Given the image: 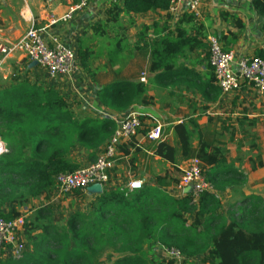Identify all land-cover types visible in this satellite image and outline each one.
I'll use <instances>...</instances> for the list:
<instances>
[{"label":"trees","instance_id":"1","mask_svg":"<svg viewBox=\"0 0 264 264\" xmlns=\"http://www.w3.org/2000/svg\"><path fill=\"white\" fill-rule=\"evenodd\" d=\"M250 4L262 20L260 31L264 33V0H250ZM169 6V0H123L111 4L106 19L91 28L93 36L101 39L99 51L85 44L83 38L78 40L82 67L89 72L92 54L106 52L108 62L113 63L122 53L128 59L146 60L147 72L157 80L184 84L191 91L208 89L218 95L208 45L202 41L203 27L192 14L183 13L172 28L154 21L141 28L135 42L127 40V28L120 23L122 16L130 26L134 24L132 15L148 12L164 13L166 19H171ZM222 18L233 22L238 30L243 28L235 16L223 13ZM151 29H161V35L149 38ZM238 36H220L218 40L224 50H229ZM197 50L205 52L203 61L209 70L200 85H196L200 81L198 74L182 63L189 62L191 53ZM256 56L264 59L262 53ZM146 91L141 81L117 79L101 86L96 96L103 108L122 112L137 104H150ZM71 105L53 88L37 83L29 85L25 81L0 92V141L4 143L0 153L1 218H16L19 208L32 200L41 198L49 203L55 191L54 178L82 168L72 152L83 149L88 164L93 163L113 134L116 125L112 119L80 115ZM173 134L184 159L200 162L208 188L197 197L188 193L172 198L149 186L138 190L126 187L103 192L95 197L86 214L74 212L67 218L61 213L54 215L59 203H51L37 208L27 219L22 256L17 260L0 258V264H176L170 259L148 258L144 250L148 242L165 251H177L182 258L180 264H193L198 256L201 264H264V200L248 197L241 207L224 213L215 192L243 184L244 176L229 173L227 151L204 142L200 133L196 150L183 124L175 125ZM155 154L175 162V150L167 140L158 142ZM72 194L77 198L82 193ZM188 217H192L191 222Z\"/></svg>","mask_w":264,"mask_h":264},{"label":"crops","instance_id":"2","mask_svg":"<svg viewBox=\"0 0 264 264\" xmlns=\"http://www.w3.org/2000/svg\"><path fill=\"white\" fill-rule=\"evenodd\" d=\"M78 2L79 0H0V92L8 91L25 81L29 85L37 83L51 87L66 97L72 104V109L80 115L107 117L115 123L129 113L138 114L142 119L143 127L136 136L117 147L115 165L107 184L94 185L77 198L72 193L61 196L71 204L68 216L74 212L86 214L95 197L103 192L125 190L133 180L140 181L142 186L154 188L158 194L172 198L183 197L178 184L182 171L194 158L184 159L182 155L179 141L173 134L174 126L178 124H183L190 133L192 149L198 148L200 133L204 142L227 151V165L231 168L229 173L236 172L244 176L243 184L215 192L224 213L241 207L248 197L258 196L264 200V95L246 84L237 91L226 94L219 92L218 95L208 89L205 92L187 90L184 84L174 85L155 79L154 75L147 72L146 60L128 59L122 53L117 54L113 63L108 62L104 51L106 55L92 54L89 57L91 65L88 72L81 65L77 43L83 38L85 44L93 47L95 52L99 51L101 39L93 36L91 28L106 19V10L111 3L110 0H91L86 8L74 12L70 20L61 21ZM184 11L185 5H182L177 13H169L171 19H166L164 13L132 15L134 24L131 27L134 31L126 33L127 40L135 42L141 28L151 26L154 21L160 25L169 24L168 27L172 28ZM200 12L202 16L199 22L203 27L201 36L206 45L211 36L218 38L239 35L229 51L239 57L256 56L257 53L264 55V33L260 31L262 20L252 9L250 0H200ZM223 13L237 17L243 28L238 30L233 22L223 20ZM140 18L144 21H139ZM120 19L127 20L124 16ZM52 21L56 23L52 24ZM32 26L41 30L42 38L47 44L54 38L75 53L70 73L50 79L45 69L29 62L23 53L9 52L11 45L21 39ZM161 32V29H151L148 37L158 38ZM204 56L205 52L197 50L191 53L189 62H182L198 74L200 81L197 80L196 85L204 83L209 73L206 61H203ZM141 77H144L143 83L146 84L150 104H137L122 112L111 111L99 104L96 92L101 86L117 79L140 81ZM152 119L162 127L161 141H169L174 148V163L155 154L158 142L147 140L146 132L153 125ZM1 144L4 147V143L0 141ZM103 147L104 145L102 149ZM72 154L81 167L88 164V156L83 149H76ZM208 169L207 167L206 170ZM188 220L191 222L192 217H188ZM144 250L146 251L145 246ZM147 257L156 261L168 259L161 248H155ZM193 264H201V256L195 257Z\"/></svg>","mask_w":264,"mask_h":264},{"label":"built area","instance_id":"3","mask_svg":"<svg viewBox=\"0 0 264 264\" xmlns=\"http://www.w3.org/2000/svg\"><path fill=\"white\" fill-rule=\"evenodd\" d=\"M91 0H79L68 14L60 20L66 22L72 18V14L86 8ZM123 0H110L111 4H119ZM169 13L175 14L185 5L183 13L192 14L195 19L201 18L200 0H169ZM182 13V14H183ZM181 14V15H182ZM56 21H52V24ZM209 64L213 70L215 83L222 94L234 92L243 84L253 86L260 94L264 95V59L258 56L239 57L234 52L224 50L217 37L207 39ZM19 51L26 59L47 71L50 79L70 73L75 61V53L66 45L52 39L47 44L41 35V30L30 27L16 43L11 45L9 52ZM144 82V77H141ZM153 120V119H152ZM116 127L111 137L105 143L96 161L90 163L72 174L58 175L54 178L55 191L62 195L71 194L74 191L81 193L94 185H105L109 182L115 165L117 147L123 142L135 137L142 129L143 123L140 116L135 113L127 114L123 119L115 123ZM146 138L150 142H159L162 139V127L153 120V125L146 132ZM4 147L0 145V153ZM142 183L133 180L127 184L129 190H138ZM179 190L184 196L187 193L195 197L208 188L201 172L198 159H192L180 177ZM28 211L20 212L14 219L5 220L0 217V258L17 260L22 256L25 248L21 234L25 229ZM168 259L180 264L181 256L175 250L165 251Z\"/></svg>","mask_w":264,"mask_h":264},{"label":"rangeland","instance_id":"4","mask_svg":"<svg viewBox=\"0 0 264 264\" xmlns=\"http://www.w3.org/2000/svg\"><path fill=\"white\" fill-rule=\"evenodd\" d=\"M120 23L127 28V33L129 32H132L134 31L133 28L128 24V21L127 20H123V19H120ZM139 21L143 22L144 20L142 18L139 19ZM114 45V44H112ZM103 48V46H102ZM79 107L76 108V110H78ZM55 193H57L56 191H54L53 195H52V200H51V203L53 204V206H55L57 203H59V208H54L53 212H54V215H57L58 213H61V215L64 217V216H68V214L70 213L69 211L71 210V204L69 203V200L66 199V198H63L61 196H64L62 194H59L57 193V196ZM67 196V195H65ZM51 203H46L43 199H36V200H32L30 204L24 206V207H21L19 208V211L20 212H23L24 211H28L27 213V217H26V222H27V219L28 218H32L33 215H34V211L37 209V208H41V207H48L49 204ZM31 213V214H30ZM33 213V214H32ZM32 215V216H31ZM24 233L21 234L22 238L24 236V239H23V242L25 243V233H26V230L24 229L23 230ZM145 248H146V255L149 256V254H152L155 250V248H159L158 246H155L153 243H146L145 244Z\"/></svg>","mask_w":264,"mask_h":264},{"label":"water","instance_id":"5","mask_svg":"<svg viewBox=\"0 0 264 264\" xmlns=\"http://www.w3.org/2000/svg\"><path fill=\"white\" fill-rule=\"evenodd\" d=\"M89 189V188H88Z\"/></svg>","mask_w":264,"mask_h":264}]
</instances>
